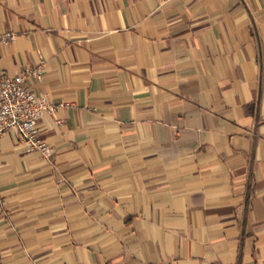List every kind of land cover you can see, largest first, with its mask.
Segmentation results:
<instances>
[{
  "label": "crops",
  "instance_id": "1",
  "mask_svg": "<svg viewBox=\"0 0 264 264\" xmlns=\"http://www.w3.org/2000/svg\"><path fill=\"white\" fill-rule=\"evenodd\" d=\"M0 75L55 109L0 135V264H264V0H0Z\"/></svg>",
  "mask_w": 264,
  "mask_h": 264
},
{
  "label": "built area",
  "instance_id": "2",
  "mask_svg": "<svg viewBox=\"0 0 264 264\" xmlns=\"http://www.w3.org/2000/svg\"><path fill=\"white\" fill-rule=\"evenodd\" d=\"M16 38L13 31H0V43ZM41 65L20 70L13 77L0 75V135L13 131L29 151H37L48 158L53 148L43 139L38 123L55 109L46 94L34 91L26 81L29 77L42 78Z\"/></svg>",
  "mask_w": 264,
  "mask_h": 264
}]
</instances>
